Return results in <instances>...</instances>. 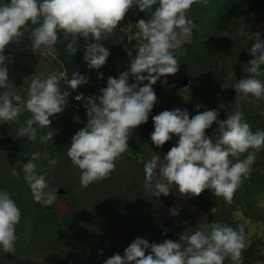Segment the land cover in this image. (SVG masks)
<instances>
[{
	"label": "rangeland",
	"instance_id": "rangeland-1",
	"mask_svg": "<svg viewBox=\"0 0 264 264\" xmlns=\"http://www.w3.org/2000/svg\"><path fill=\"white\" fill-rule=\"evenodd\" d=\"M4 3L10 0H0V4ZM156 7L158 4L145 12L134 7L119 26L123 31L117 30L101 41L109 49L110 56L98 70L87 66L85 42L80 40L78 51L70 54L67 51L69 41L64 40L62 34L52 49L42 46L33 52L31 31L38 25L29 22L21 30V41L8 45L4 53L11 61L7 67L13 93L25 98L35 75L43 79L50 73L59 76L61 71H66L71 78L73 71H78L87 76L89 82L77 90L84 92L85 98L99 96L109 76L118 77L129 70L133 56L126 44L130 42L137 47L139 43L135 23L150 18ZM188 15L195 26L174 55L180 64L179 72L189 75L191 84L174 89L166 77H161L152 86L157 103L148 122L134 129L128 141V146L129 142L136 144L139 153L129 146L132 154L124 153L115 162V170L108 178L81 189L80 170L67 156L72 136L87 124L83 101L79 108L67 103L61 114L50 117V128L34 125L37 128L35 141L17 136V129L31 116L30 112H23L17 122L0 121V137L10 135L17 145L12 151L0 149V191H7L22 213L16 225L15 252L5 253L0 247V264H104L116 253L123 255L124 249L137 237L149 243H161L165 239L179 241L183 233L190 235L212 222L234 229L243 225V264H264V150L257 153L249 178L235 191L230 204L223 197L214 196L210 189L198 197H182L173 186L168 196L156 197L144 187V162L158 154L163 163V156L178 140L173 136L161 148L151 142L152 116L163 110L187 109L191 116L216 109L220 120L239 110L252 131L264 130V97L257 99L251 94H237L232 88L239 79L251 75L244 72V67L253 58L249 54L254 40L252 33L259 32L264 40V0H208L207 5L193 4ZM260 71L257 78L264 82V65L260 66ZM98 73H102L103 78ZM134 82L135 78L130 76L129 83ZM60 87L73 91L63 79ZM230 96H233L231 100ZM77 116L79 123L74 119ZM217 127L213 124L207 130V135L214 140L218 138ZM48 131L53 132L54 139L42 144L40 136ZM34 152L41 153L36 164L38 173H47L46 191L57 187L65 190L57 194L51 206L36 203L24 179L22 165ZM246 155L242 154L240 159ZM52 158L58 159L54 166L49 163ZM13 168L19 178L12 176ZM172 208H177V216L171 215ZM224 264L233 262L226 258Z\"/></svg>",
	"mask_w": 264,
	"mask_h": 264
},
{
	"label": "clouds",
	"instance_id": "clouds-1",
	"mask_svg": "<svg viewBox=\"0 0 264 264\" xmlns=\"http://www.w3.org/2000/svg\"><path fill=\"white\" fill-rule=\"evenodd\" d=\"M198 2L207 5L208 0H10V3L0 4V90H3L0 91V121L17 122L23 112H30L31 116L17 129V136L35 141L37 128L34 125L50 128V117L61 114L67 106L70 92L67 88L61 89V79L73 91L89 82V78L78 71H73L71 78L66 71H61L59 76L50 73L43 79L35 75L27 96L22 99L15 95L7 67L11 61L4 53L8 45L21 41V30L29 22L38 25L31 31L33 52L42 46L52 49L62 34L63 39L69 41L67 51L73 55L78 51V42L83 40L87 66L98 70L110 56L101 41L117 30L123 31L119 26L134 7L145 12L158 4L150 18L135 23L139 43L129 70L118 77L109 76L99 96L85 98L79 94L75 97L84 102L87 124L72 136L67 156L80 170L81 189L108 178L115 170V162L126 152L132 154L128 141L134 129L148 122L157 103L152 86L161 77L179 72L180 64L174 53L183 46L195 26L188 13ZM252 35L249 54L253 58L244 67V72L251 75L239 79L232 88L237 94H251L261 99L264 82L257 77L260 66L264 65V40L259 32ZM98 75L103 78L102 73ZM130 76L136 82L129 83ZM218 116L216 109L191 116L187 109L163 110L152 116L151 142L157 148L163 147L173 136L178 140L163 156V163L158 154L144 162L146 191L156 197L168 196L175 186L182 197H198L210 189L214 196L223 197L229 204L232 202L235 191L249 178L257 153L264 150V130L252 131L239 110L224 120ZM74 119L80 122L78 116ZM213 124L218 125L215 140L207 135ZM53 139L52 131L40 136L42 144ZM244 153L246 157L240 159ZM40 157V152L32 153L31 159L22 165V172L34 201L51 206L57 199L56 189L46 191L47 173L37 171L36 161ZM49 163L54 166L58 159L52 158ZM11 174L19 178L15 168ZM170 212L172 216L178 215L177 208ZM21 215L10 194L0 191V247L5 253L15 252L16 225ZM179 241L165 239L161 243H149L137 237L124 249L123 255L116 253L104 264H224L226 258L233 264H243V225L234 229L212 222L190 235L183 233Z\"/></svg>",
	"mask_w": 264,
	"mask_h": 264
},
{
	"label": "water",
	"instance_id": "water-1",
	"mask_svg": "<svg viewBox=\"0 0 264 264\" xmlns=\"http://www.w3.org/2000/svg\"><path fill=\"white\" fill-rule=\"evenodd\" d=\"M127 50L135 57L137 52V47L134 46L132 43L128 42L126 44ZM174 86V89H180L184 87H188L191 84V78L189 75L185 73L178 72L175 75H169L166 77ZM233 96H230L228 99L231 100ZM129 146L139 153V149L133 142H129ZM17 148L16 142L10 135H3L0 137V149L1 150H8L12 151ZM56 194H63L65 192L64 188L57 187Z\"/></svg>",
	"mask_w": 264,
	"mask_h": 264
},
{
	"label": "built area",
	"instance_id": "built-area-1",
	"mask_svg": "<svg viewBox=\"0 0 264 264\" xmlns=\"http://www.w3.org/2000/svg\"><path fill=\"white\" fill-rule=\"evenodd\" d=\"M79 94H83V97H85V94L84 92H82L81 90H75V91H72L70 92V95L68 97V104H70L71 106L73 107H76V108H79L80 104L82 103V101H77L75 99V97Z\"/></svg>",
	"mask_w": 264,
	"mask_h": 264
}]
</instances>
